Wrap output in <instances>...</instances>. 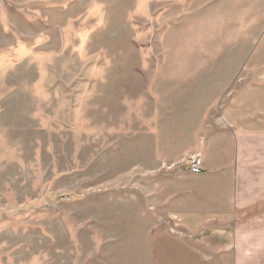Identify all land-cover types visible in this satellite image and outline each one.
Wrapping results in <instances>:
<instances>
[{
  "label": "rangeland",
  "instance_id": "rangeland-1",
  "mask_svg": "<svg viewBox=\"0 0 264 264\" xmlns=\"http://www.w3.org/2000/svg\"><path fill=\"white\" fill-rule=\"evenodd\" d=\"M228 130L264 131V0H0V264H231L180 222L234 201Z\"/></svg>",
  "mask_w": 264,
  "mask_h": 264
},
{
  "label": "crops",
  "instance_id": "crops-1",
  "mask_svg": "<svg viewBox=\"0 0 264 264\" xmlns=\"http://www.w3.org/2000/svg\"><path fill=\"white\" fill-rule=\"evenodd\" d=\"M207 135L200 138L199 146L205 141L210 146L224 143L223 149L214 151V165L224 164L221 172L226 180L233 181L234 176L237 189L234 195L230 192L234 201L183 202L180 222L198 229L220 227L208 238L229 243L225 253L231 264H264V131L228 130L218 135L210 131Z\"/></svg>",
  "mask_w": 264,
  "mask_h": 264
},
{
  "label": "built area",
  "instance_id": "built-area-1",
  "mask_svg": "<svg viewBox=\"0 0 264 264\" xmlns=\"http://www.w3.org/2000/svg\"><path fill=\"white\" fill-rule=\"evenodd\" d=\"M187 170L193 175H200L204 172V161L199 154L188 155L186 160Z\"/></svg>",
  "mask_w": 264,
  "mask_h": 264
}]
</instances>
